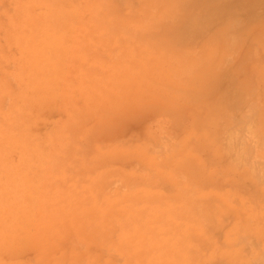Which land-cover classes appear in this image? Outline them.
I'll return each instance as SVG.
<instances>
[{
  "label": "rangeland",
  "instance_id": "374dc122",
  "mask_svg": "<svg viewBox=\"0 0 264 264\" xmlns=\"http://www.w3.org/2000/svg\"><path fill=\"white\" fill-rule=\"evenodd\" d=\"M0 264H264V0H0Z\"/></svg>",
  "mask_w": 264,
  "mask_h": 264
}]
</instances>
